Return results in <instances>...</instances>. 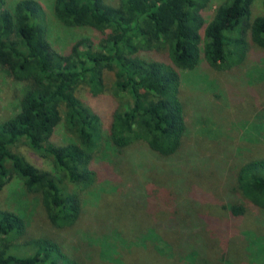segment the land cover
Wrapping results in <instances>:
<instances>
[{
	"label": "trees",
	"instance_id": "obj_1",
	"mask_svg": "<svg viewBox=\"0 0 264 264\" xmlns=\"http://www.w3.org/2000/svg\"><path fill=\"white\" fill-rule=\"evenodd\" d=\"M209 2L52 0L58 23L97 35L78 37L61 53L47 40L37 0H0V69L20 86L17 106L0 120V189L18 177L37 196L52 229L26 234L23 216L0 208V264H83L84 257L93 264H127L117 251L147 248L156 233L178 264L186 255L202 264L210 239L224 248L231 234L248 257L239 264H264V230L252 231L244 220L249 210L264 214V152L241 158L236 147L220 142L202 154L186 143L189 95L181 93L179 74L200 62L228 67L249 43L264 50V0L252 18L253 0H222L206 19ZM104 92L127 99L117 101L106 123L83 99ZM58 124L69 139L64 143L51 140ZM20 140L50 168L14 151ZM140 167L158 182L129 181ZM207 174L220 184L202 179ZM104 179L118 188L109 212L98 214L96 244L86 240L89 225L61 234L80 215V192ZM133 214V227L120 229L121 219ZM150 256L144 264H177ZM141 260L136 253L128 264Z\"/></svg>",
	"mask_w": 264,
	"mask_h": 264
},
{
	"label": "rangeland",
	"instance_id": "obj_2",
	"mask_svg": "<svg viewBox=\"0 0 264 264\" xmlns=\"http://www.w3.org/2000/svg\"><path fill=\"white\" fill-rule=\"evenodd\" d=\"M13 1L8 0V3L11 4ZM37 1L44 12L47 40L58 52L65 53L70 43L78 37L87 36L93 40L97 39L96 33L90 28L65 27L58 23L51 12L52 0ZM104 1L115 5L118 0ZM221 1L210 0L209 6L203 11L206 19L211 16L213 9ZM260 12L261 0H253L250 18ZM245 42H249L248 37H245ZM179 74L181 93L184 97L189 95V103L185 108L187 133H189L186 143H195L194 146L196 145L202 154H206L209 149H214L220 142H228V144L236 147L237 154L235 156L240 155L241 158L257 156L264 152V50L249 43L241 59L228 67L214 69L200 62L193 71L180 70ZM19 95L20 86L9 80L5 72L0 69V120L12 113L17 106ZM83 99L99 115L102 123L107 122L109 112L118 100H127L122 93L113 94L111 92H104L95 96L84 93ZM51 140L54 143H64L69 140L61 124L56 126ZM12 149L36 167L50 168L49 161L37 154L22 140L18 141ZM140 168L132 169L129 173V181L133 179L143 183L147 181L158 182L157 176L153 172H148L143 167ZM193 177L197 180L202 178V175H194ZM202 179L210 185H214L213 187L220 184L210 174ZM116 188H118V183L104 179L95 182L89 188L83 189L79 194L81 199L80 215L73 226L60 230L61 234L69 237L70 232H77L89 225L87 229H90L92 235L87 234L86 240L88 243L96 244L97 228L102 229L98 227V214L109 212L110 208L107 204L110 205L109 202L116 197ZM102 206H104V210ZM0 208L9 209L23 216L28 225L26 234L52 233V229L43 220L44 214L39 206L37 196L26 192L18 177H12L0 189ZM248 216L244 220L249 225L250 230H264L263 213L249 210ZM134 218V214L120 218L122 224L119 228L133 227ZM92 221L95 222L92 224ZM92 226L95 229L91 228ZM156 235L158 236H156L157 240H153L151 245H146L147 248H133V253L122 249L117 251L115 255L122 260L124 259L127 264L135 260L136 253H138L139 258L142 257L138 264H144L145 258L151 257L150 252L152 255L159 256L156 258L163 263H167L169 260L176 261L171 253L170 244L169 248L166 241L159 238L158 233ZM228 237L229 244L224 248L219 246L216 240L210 239V245L203 257L202 264H239V262L245 263L248 260V257H245V249L238 248L239 243H235V235L231 234ZM107 251L111 252L110 249ZM196 259V255H186L182 261L184 264H197ZM82 261L83 264H93L91 257L87 259L84 257ZM178 262L177 260L176 263L178 264Z\"/></svg>",
	"mask_w": 264,
	"mask_h": 264
}]
</instances>
